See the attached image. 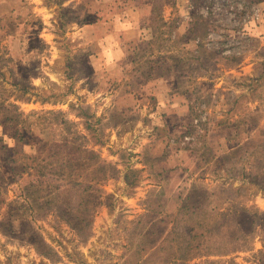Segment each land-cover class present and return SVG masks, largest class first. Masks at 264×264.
I'll return each mask as SVG.
<instances>
[{
    "label": "rangeland",
    "instance_id": "rangeland-1",
    "mask_svg": "<svg viewBox=\"0 0 264 264\" xmlns=\"http://www.w3.org/2000/svg\"><path fill=\"white\" fill-rule=\"evenodd\" d=\"M0 106V264H264V0H0Z\"/></svg>",
    "mask_w": 264,
    "mask_h": 264
},
{
    "label": "trees",
    "instance_id": "trees-1",
    "mask_svg": "<svg viewBox=\"0 0 264 264\" xmlns=\"http://www.w3.org/2000/svg\"><path fill=\"white\" fill-rule=\"evenodd\" d=\"M8 107L12 108L14 113H12V114L7 113L5 111L7 107L0 106V113H1L2 108L7 113V116H5V119L3 121H1L3 126H5L7 128V130H9V129L15 130L13 137L14 138L17 137L18 142L28 141V138H30V132L32 131L31 122L29 121V119H27L28 117H25V114L20 111V108L17 105L10 104ZM63 124L69 125V122L66 120H63ZM31 159H33V161H35L37 158L35 156H32ZM15 164H17L15 159L13 157L12 158L8 157L7 161H5V163H4V166H6V169H7L6 170L7 174L11 175L14 173V165ZM28 173H31V172L29 171ZM179 251H180V253H179L178 257L175 258L173 264H175V263L181 264V262H185L187 260V255L189 254V251L188 250L183 251L180 248H178V252ZM208 253H209L208 251L207 252L200 251L198 256H210V254H208Z\"/></svg>",
    "mask_w": 264,
    "mask_h": 264
},
{
    "label": "clouds",
    "instance_id": "clouds-1",
    "mask_svg": "<svg viewBox=\"0 0 264 264\" xmlns=\"http://www.w3.org/2000/svg\"><path fill=\"white\" fill-rule=\"evenodd\" d=\"M114 26L116 31H124L131 29L132 27L131 23L127 20L122 19L120 15H117L114 18ZM112 39L113 38L111 36H106L103 40L100 41V47L102 50V55L104 56V63L106 67H113L117 60V55L115 53L114 46L111 43Z\"/></svg>",
    "mask_w": 264,
    "mask_h": 264
}]
</instances>
